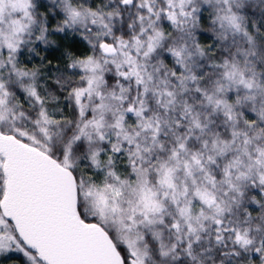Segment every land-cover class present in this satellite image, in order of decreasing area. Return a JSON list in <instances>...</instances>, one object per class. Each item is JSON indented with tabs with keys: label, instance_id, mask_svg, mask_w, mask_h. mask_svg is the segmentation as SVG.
I'll list each match as a JSON object with an SVG mask.
<instances>
[{
	"label": "snow or ice",
	"instance_id": "1",
	"mask_svg": "<svg viewBox=\"0 0 264 264\" xmlns=\"http://www.w3.org/2000/svg\"><path fill=\"white\" fill-rule=\"evenodd\" d=\"M0 264H264V0H0Z\"/></svg>",
	"mask_w": 264,
	"mask_h": 264
}]
</instances>
